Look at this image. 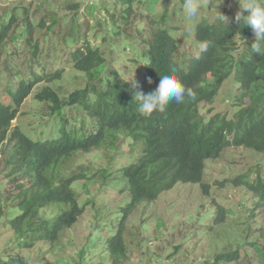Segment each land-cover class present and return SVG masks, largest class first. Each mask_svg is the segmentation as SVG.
<instances>
[{
    "label": "trees",
    "instance_id": "trees-1",
    "mask_svg": "<svg viewBox=\"0 0 264 264\" xmlns=\"http://www.w3.org/2000/svg\"><path fill=\"white\" fill-rule=\"evenodd\" d=\"M133 1L120 0L118 20L116 13L111 15V25H106L111 26L114 35L124 34L125 28L121 24L130 21ZM150 1L147 0L151 5ZM97 5H102V0H97ZM78 7L74 4L69 8ZM22 8L25 18L15 13L7 24H2L0 48L8 39L11 28L25 21L20 29L25 36L23 44L29 47L31 60L36 63L39 62L36 56L40 51V40L35 34L40 31L39 27H44V22L34 25L26 7ZM141 24L136 25L138 30ZM158 25L157 19H153L144 35L139 33L136 37L146 45V64L138 63L137 76L126 77L120 69L108 65L107 58L97 49L99 47L88 42L74 49H62V52L66 51L63 53L66 63L84 73L86 83L71 91L64 100L51 86L37 93L36 98L49 102L52 113L60 114L64 121L56 137L34 140L11 124L25 97L42 80V73L32 70L28 80L21 79L14 90H9L10 103L0 101V140L9 136L15 143L16 168L21 172L18 178L25 180L20 183L31 182L29 187L21 190L22 187L17 186L16 192L6 195V200L15 198L18 202L15 205L19 214L5 225L12 230L19 245L44 242L51 247L64 229L77 221L83 209L72 184L75 178H83L84 172H69L67 163L74 155L99 148L105 141L108 142L105 145L110 146L116 144L117 138L129 136L140 147L138 159L119 171L120 191H128L129 201L121 208L117 229L101 243L110 259L107 264H129L123 261L127 257L123 226L126 215L136 205L154 201L158 194L172 188L176 182L200 183L202 192L207 194L210 184L203 182L205 161L218 159L230 146L246 147L264 157V42L256 37L260 35L264 41V35L260 34L256 8L244 10L233 22H226L221 17L212 22H198L194 37L202 44V49L193 56L188 52L178 56L181 39H175ZM53 26L49 27L52 29ZM237 39L245 43L239 56L235 54L239 50ZM234 69L239 84L235 97L239 109L232 117L200 112L204 102H213L223 81ZM57 76L58 73L53 78ZM75 105L79 106L82 116L81 119L77 116L78 121L87 115L94 122L92 132L87 135L76 136L73 130L66 128L67 119L62 110ZM89 179V175L85 177V180ZM231 182L254 195L255 204L248 218L264 211L263 174L257 171L251 178L244 173ZM86 185L85 182L84 188H88ZM52 204L63 205L65 209L48 219L45 208ZM6 209V201L0 195V220L7 214ZM225 212H228L226 208L218 204L214 225L225 221ZM251 230L249 225L247 231ZM257 230L255 239H246L234 247L226 245L204 264H264V241H258L259 237L264 240V224ZM84 261L81 253L77 264H84ZM4 264L28 263L12 257Z\"/></svg>",
    "mask_w": 264,
    "mask_h": 264
},
{
    "label": "rangeland",
    "instance_id": "rangeland-1",
    "mask_svg": "<svg viewBox=\"0 0 264 264\" xmlns=\"http://www.w3.org/2000/svg\"><path fill=\"white\" fill-rule=\"evenodd\" d=\"M150 2L151 5L147 0H134L130 21L121 24L125 28L124 34L114 35L110 31L111 26L106 24L111 25L113 13H116V20L119 19L120 0H102V5L97 6V0H0V29L15 13L25 18L23 6L34 25L44 22V27H39L40 31L35 34L40 40V51L36 56L39 62H32L30 49L23 44L25 36L20 29L25 21L11 28L8 39L0 48L1 102L10 103L9 90H14L21 79L28 80L32 70L44 75L23 100L12 120V127L18 126L34 140L57 136L56 132L64 121L60 114L52 113L49 102L36 98L37 93L51 86L64 100L71 91L86 83L84 73L66 63L63 56L66 51L62 52L64 47L74 49L85 42L99 47L97 49L107 58V64L120 69L128 77L137 76L138 72L132 59L142 60L144 66L146 64V45L136 37L139 33L144 35L153 19L159 22L158 27H165L175 39H181L178 56L185 52L193 56L202 49V44L194 37L198 22H212L218 17L233 22L247 9L256 8L260 34L264 35V0ZM74 4L79 7L69 8ZM137 24H141L140 30ZM52 25L55 26L51 29L49 26ZM256 37L264 42L260 35ZM236 42L239 50L235 54L239 56L245 43L240 39ZM56 73L58 76L54 79ZM143 73L142 69L141 76ZM238 87L237 71L234 69L223 81L213 102H204L200 112L210 115L223 113L232 117L239 109L235 100ZM244 101L248 100L244 98ZM62 111L67 119V130H73L74 135L83 136L92 132L95 125L89 116L77 120L78 115L79 119L82 118L79 106H66ZM123 137L126 141L118 145L111 143L106 146L105 141L99 148L80 152L68 161L69 172L77 174L84 170L90 179L85 180V176L75 178L72 188L83 213L71 227L64 229L51 247L44 242L19 245L12 236V230L5 225L20 212L15 198L6 200V195L16 192L17 186H21V190L29 187L31 182L20 183L25 180L18 178L21 172L16 168L15 143L9 140V136L0 140V195L7 208V214L0 220V264L12 257L28 264H72L73 260L77 264L81 253L85 257L84 264H107V260L110 261L101 243L114 230L118 213L129 201L128 191H120L119 171L140 155L138 144L129 136ZM205 163L203 182L210 184L207 194L202 192L199 183L176 182L172 188L158 194L154 201L140 203L134 208L124 230V242L127 244L125 263L204 264L226 245L234 247L258 236V226L264 224V211L248 218L255 204L254 195L231 180L244 173L252 178L257 171L264 175L263 155L246 147L230 146L218 159L206 160ZM85 182L88 188H84ZM218 204L228 212H225L224 222L214 225ZM63 208V205L52 204L45 208V217L53 219ZM249 225L252 226L250 232L247 231ZM258 241L262 243L264 240L259 237ZM240 261H243L242 257Z\"/></svg>",
    "mask_w": 264,
    "mask_h": 264
},
{
    "label": "clouds",
    "instance_id": "clouds-1",
    "mask_svg": "<svg viewBox=\"0 0 264 264\" xmlns=\"http://www.w3.org/2000/svg\"><path fill=\"white\" fill-rule=\"evenodd\" d=\"M164 18H167V17L164 16ZM159 28L164 29L165 27H163V28H162V27H159ZM168 28H169V29H172V27H168ZM167 31H168V30H167ZM168 33H169L170 35H172L169 31H168ZM143 45H144V44H143ZM137 58H138V57H137ZM131 61L134 62V65H133V66H134V68L137 69V67H138V63H139V62L136 61L135 59H132ZM139 64H140V65H143L142 62H140ZM85 80H86V79H85ZM21 104H22V103H21ZM20 106H21V105H20ZM18 111H19V110H18ZM123 141H126V138L122 136V137H120V139L117 140V142H116L115 145H118V144H120V143L123 142ZM83 172H84V170H83ZM82 175H83V174H82ZM87 175H89V174H87V173L84 172V175H83V176H85V177L87 178ZM89 176H90V175H89ZM189 183H194V182H189ZM199 184H200V183H199ZM173 186H174V185H173ZM163 192H164V191H163ZM136 206H137V205H136ZM133 210H134V209H133ZM133 210H132V211H133ZM132 211H131V212H132ZM120 214H121V213L119 212V213H118V220L114 223V224H116V225L114 226V230L117 229ZM130 215H131V213H130V214H127L126 217H125V219H124L123 237H124V233H125V232H124V230H125V224H126V221H127L128 217H129ZM213 216H214V214H213ZM212 219H213V217H212ZM126 246H127V244H126Z\"/></svg>",
    "mask_w": 264,
    "mask_h": 264
}]
</instances>
